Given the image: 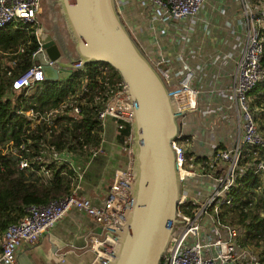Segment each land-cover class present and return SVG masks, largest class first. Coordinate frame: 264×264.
<instances>
[{"label":"built area","instance_id":"built-area-1","mask_svg":"<svg viewBox=\"0 0 264 264\" xmlns=\"http://www.w3.org/2000/svg\"><path fill=\"white\" fill-rule=\"evenodd\" d=\"M152 1L162 8L164 19L173 20L183 28L177 40L173 41L174 52L166 47L169 56L161 47L153 45L156 37L142 49L135 39V33L128 30L171 91L177 110L183 113L178 119L179 133L171 142L179 170L181 194L176 210V223L159 264L264 263V255L253 251L246 242L245 226L233 220L239 212L246 210L241 205L238 206L239 203L233 195V190L238 188L239 179L251 172L257 178L256 193H260L264 187V138L257 131L253 114L254 96L249 94L255 83L264 77V69L259 64L261 39L258 32H253L248 39L239 59L238 74L228 106L229 114L220 117L223 125L221 131L229 124L228 116H231V122L233 119L236 121V118L241 122L237 126V139H232L231 146L227 148L215 140L214 131L219 128L215 120L209 126L206 138L203 137L204 133L201 136L200 123L196 120L189 121L190 114L196 110L198 91L191 85L196 70L187 55L194 57L199 51H189L187 45L191 42L199 14L207 0ZM40 11L41 0H0V28L8 25L20 29L35 27L37 46L33 49L19 46L14 52H10L12 57L9 64L12 66L18 63L16 55L27 51L33 60L32 66L11 79L10 89L18 93L23 91L24 95L31 93L32 88L46 78L47 67L56 66L52 62L47 65L35 63L39 53L43 51L38 36ZM263 16L264 14L260 17ZM169 57L175 59L171 62ZM88 91L89 88L83 84L48 109H16V116L25 120L20 133L25 138L17 145L13 144V140L8 141L3 152L16 159L20 171L34 173L41 181L51 179L53 169L62 166L60 176L65 178L70 171L73 172V186L71 192L60 199L50 200L46 204L29 205L26 214L19 221L6 226L0 233V264H13L18 245L37 243L40 236L72 208L83 211L102 225L100 235L88 238V250L93 253V260L89 264H107L111 259L110 252L116 244L115 233L122 225V216L129 197L127 184L132 180L130 162L127 168L114 171L104 203L95 206L88 197L78 192L81 174L74 167L73 157L75 153H88L92 156L102 149L107 118L128 121L132 104L123 81L120 80L107 101L98 100L94 104L96 118L101 126L97 146H92L91 142L74 146V142H70L64 149H58L51 143L60 134L70 135V132L76 135L74 136L80 140L79 143H83L81 124L87 116ZM9 96L10 93L6 92L2 99ZM187 136L191 137L189 147L185 143ZM124 148L130 155V146ZM36 164L39 168H35ZM258 213L263 214V209Z\"/></svg>","mask_w":264,"mask_h":264},{"label":"water","instance_id":"water-1","mask_svg":"<svg viewBox=\"0 0 264 264\" xmlns=\"http://www.w3.org/2000/svg\"><path fill=\"white\" fill-rule=\"evenodd\" d=\"M56 1L74 41L75 56L65 50L61 53L50 35L41 31L43 51L35 63L52 62L64 73L89 63L110 65L126 85L132 104L128 115L132 180L107 264H159L176 223L181 194L171 142L179 133L183 113L122 22L115 0Z\"/></svg>","mask_w":264,"mask_h":264},{"label":"trees","instance_id":"trees-1","mask_svg":"<svg viewBox=\"0 0 264 264\" xmlns=\"http://www.w3.org/2000/svg\"><path fill=\"white\" fill-rule=\"evenodd\" d=\"M257 32L261 39L259 64L264 69V28L258 29ZM16 42L26 49L35 48L37 40L34 28L28 26L26 29H16L11 25L0 28L1 47L13 46ZM9 61V59L6 61L3 71L0 73V233L7 225L19 221L26 214V208L29 205L46 204L50 200L60 199L68 195L73 186V172L70 171L65 178L60 176L62 166L53 167V177L41 181V178L34 173L20 171L16 159L3 152L5 148L3 143L13 140V144L17 145L25 138L20 136L25 120L16 116V109L19 107L48 109L85 84L89 91L86 101L87 116L84 123L81 124L83 126V143H79L80 140L75 137L73 132H70V135L62 133L55 137L51 143L58 149H64L69 146L70 142H74V146H81L88 142L96 146L100 140L101 126L96 118V105L94 104L98 100L107 101L121 80L117 71L110 65L89 63L71 73H63L57 78L46 75L42 82L32 88L31 93L24 95L23 91L18 93L10 89L11 79L32 66L33 60L27 51L18 56L17 65L12 66ZM6 92L10 93V96L3 100L2 96ZM249 94L254 96L255 105L264 101V77L255 83ZM115 134L119 144L130 146L131 123L121 119L115 120ZM72 148L77 149L76 147ZM80 154L84 157L89 156L88 153ZM35 168H39V166L36 164ZM256 186L257 178L251 172H247L239 179L238 188L233 190V195L235 201L239 203L238 206L241 205L242 209L246 210L239 212L233 220L245 226L246 242L261 247L260 254L264 255V187L260 193H256ZM244 196L245 199H243ZM251 201L253 204H250ZM260 209H263V214L258 213Z\"/></svg>","mask_w":264,"mask_h":264},{"label":"crops","instance_id":"crops-1","mask_svg":"<svg viewBox=\"0 0 264 264\" xmlns=\"http://www.w3.org/2000/svg\"><path fill=\"white\" fill-rule=\"evenodd\" d=\"M115 4L124 25L128 30L133 31V34L135 33V39L140 48H145L155 39L154 37L163 36V39L169 41L167 45L169 49L174 52L175 44H173V41L177 40L183 32V28L173 20L164 19L162 8L157 3L152 0H115ZM11 26L13 27V25ZM32 28H34L36 36L35 27ZM20 45L19 42H16L13 46H0V73H2L6 61L12 57L10 52H14ZM187 47L190 48V42ZM196 51L198 52V50ZM228 53L226 52V55ZM197 54L194 57H189V55L187 57L193 67L199 65V68L203 70L211 61L219 57L213 46L206 48L202 52V56L199 52ZM19 55H16L17 59ZM63 73L56 66L46 68L48 77L60 76ZM196 74L198 75L197 71ZM203 80L204 77L199 79L200 82L197 84L202 83ZM227 112H229V109H227ZM194 120L195 116H192L189 121L193 122ZM225 130L228 137L231 138L228 133V126ZM190 138V136H187L185 142L187 147L190 146ZM103 139L102 149L97 154L84 157L82 154L75 153L73 157L74 167L81 174L80 190L78 192L84 197H88L95 206L104 203L113 180V172L121 160L125 158V152L127 153L124 146L116 141L115 119L112 117L105 120ZM101 233V224L92 217L87 216L83 211L72 208L54 226L44 232L37 243L33 245L21 243L18 245L13 264H89L93 260V253L88 250V238Z\"/></svg>","mask_w":264,"mask_h":264},{"label":"rangeland","instance_id":"rangeland-1","mask_svg":"<svg viewBox=\"0 0 264 264\" xmlns=\"http://www.w3.org/2000/svg\"><path fill=\"white\" fill-rule=\"evenodd\" d=\"M50 2L51 0H47L45 3L46 6ZM204 7L199 15V21L193 33L189 51L198 50L199 54L202 56V52L206 48L213 46L214 51L218 53L217 55L219 57L211 61L205 70L194 67L198 75L195 71L191 85L198 91V102L196 110L190 115L191 117L195 116L196 122L200 123V133L201 136L204 133V138L207 137L209 126L212 124V121L215 120L219 125V128L214 131L217 143L219 142L221 145H225V147L229 148L231 146L232 135L233 141L237 139L239 135L237 126L241 125V122L237 118L236 121L233 119L231 122V116L227 117L229 119V124L226 126H228V133L231 136V138H229L225 130L226 126L221 131L223 125L221 124L220 117L229 114L227 109L230 105V98L232 97L233 80L235 81L237 77L239 59L247 45L248 39L253 35V32H257L258 29L264 28V16L262 18L260 17L264 14V0H207ZM59 8L60 6L56 9ZM46 17L47 16H43L42 18L41 16V19L38 16L40 25L43 23L44 26L47 25ZM60 18H62L59 19L58 22L60 34L63 35L65 41H67L69 46L73 49V56H75L74 41L68 32L63 17ZM162 37L163 36L159 37V40L157 38L153 45L161 47V50L168 55L166 46L169 44V41ZM161 39L163 40L160 41ZM226 52H229V56L226 55ZM174 59L173 57H169V61L171 62ZM203 77L204 80L202 83L197 84L200 82L199 79ZM215 114L217 116H215ZM253 114L255 116L257 131L260 137L264 138V101L258 106H253ZM3 145L5 146L6 143H3ZM124 155L125 158L121 160L115 170L128 167L130 162L129 154L125 152ZM248 245L253 251H257V253L260 254L261 247H257L251 243H248ZM257 253L256 255L258 256ZM259 262L260 264H264L261 261Z\"/></svg>","mask_w":264,"mask_h":264},{"label":"flooded vegetation","instance_id":"flooded-vegetation-1","mask_svg":"<svg viewBox=\"0 0 264 264\" xmlns=\"http://www.w3.org/2000/svg\"><path fill=\"white\" fill-rule=\"evenodd\" d=\"M46 1L47 0H41V11L39 13L40 15L38 16L40 18L41 16L42 18L43 16H47L45 18L47 25L44 26L43 22H42L43 24L41 25L39 24L40 32L44 31L48 33L50 35V38L56 43V45L60 49L61 53L63 52V50H65V51H68V53L73 55L74 54L73 49L69 46L68 42L65 41V38L63 37V35L60 34V31H59L58 22H59V19H62L60 18L62 17L60 14V8L56 9L57 7H59V4L57 3L56 0H51V2L47 4L46 6L45 4Z\"/></svg>","mask_w":264,"mask_h":264}]
</instances>
